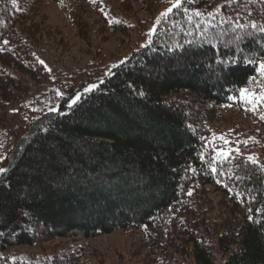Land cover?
<instances>
[{
    "label": "trees",
    "instance_id": "trees-1",
    "mask_svg": "<svg viewBox=\"0 0 264 264\" xmlns=\"http://www.w3.org/2000/svg\"><path fill=\"white\" fill-rule=\"evenodd\" d=\"M69 1L0 0V124L9 106L50 83L39 58L51 35L42 14L48 2ZM237 1L172 5L148 42L29 122L0 175V264H76L74 248L41 263L7 250L127 228L143 230L152 252L180 254L177 264H264V159L217 156L200 124L221 107L238 109L264 135V103L251 111L241 97L264 89L258 63L248 62L264 60V0ZM180 59L190 64L175 67ZM208 71L220 79L204 78ZM206 186L226 198L208 209L209 225L195 199Z\"/></svg>",
    "mask_w": 264,
    "mask_h": 264
},
{
    "label": "rangeland",
    "instance_id": "rangeland-1",
    "mask_svg": "<svg viewBox=\"0 0 264 264\" xmlns=\"http://www.w3.org/2000/svg\"><path fill=\"white\" fill-rule=\"evenodd\" d=\"M234 2L241 4L237 0H218L217 5ZM172 5L171 0H96V3L70 0L63 8L59 3L48 2L42 15L51 35L42 45L39 58L49 73L50 83L43 88H33L31 96L9 106L7 115L3 116L0 124V168L9 164L16 140L25 133L33 118L52 109L58 110L62 98L69 95L68 89L75 90L88 76L108 74L134 48L148 42L162 13ZM189 64L187 60L180 59L174 66ZM214 74L208 71L203 77L212 75L219 80L220 76ZM79 95L80 92L72 100ZM216 112L218 115L214 118L200 122L207 135L212 137L210 139L216 138V148L226 152L231 149L230 156L233 157L253 156L256 160H263L264 135L260 127L238 109L221 107ZM221 136L229 143L219 139ZM203 190L196 193L195 199L200 213L207 214L206 224L209 225L214 213L208 214V209L211 206L224 208L226 198L213 186L203 187ZM183 219L187 221L188 217ZM178 220L180 216L175 214L174 225ZM182 224L183 220H180L178 225ZM142 231L127 228L86 239H44L32 245L13 246L7 250V257L41 263V260H52L58 255V250L65 252L74 248L79 256L76 264H177V259L183 260L180 254L164 255L158 246L152 252L145 245ZM183 245L186 246V242ZM177 246L180 250V244ZM183 262L195 264L188 258Z\"/></svg>",
    "mask_w": 264,
    "mask_h": 264
},
{
    "label": "snow or ice",
    "instance_id": "snow-or-ice-1",
    "mask_svg": "<svg viewBox=\"0 0 264 264\" xmlns=\"http://www.w3.org/2000/svg\"><path fill=\"white\" fill-rule=\"evenodd\" d=\"M13 4H15L17 2V0H12ZM91 3H96V0H90ZM172 4H173V7L175 8H179L182 6V0H171ZM102 10V9H101ZM172 11V8H169L167 9V11L165 13H162V15H167L169 12ZM196 15H200V13H196ZM253 28H256L257 25L253 24L252 25ZM261 32H264V28H261L260 29ZM154 32V30H153ZM4 43H7V41H5ZM250 64H257L258 63V67H259V71H260V74H261V77H264V60H260L259 62H257L256 60H249L248 61ZM41 64H44L43 61H40ZM223 63V62H221ZM50 71V69H49ZM253 81L255 82L256 81V77H253L252 78ZM241 97L243 98L244 102L248 105H251V108L249 110L251 111H255L256 110V106L257 104L259 103H264V89H262V91L257 94L256 92H252V91H249L248 89H242L241 90ZM80 99L79 96H76L71 104H69V107H71L73 104H75L78 100ZM234 99V98H233ZM52 110H55V109H52ZM262 120H264V115H261L260 117ZM215 137L212 141V150L216 152V155L219 156V157H222V158H227L229 155H230V152L232 151L231 149H229L227 152L224 151L222 148L221 149H217L216 146H215ZM219 139L221 140H224V137L221 136L219 137ZM224 143L225 144H228L229 141L227 140H224ZM245 143H247L245 141ZM236 152L239 153V149H236ZM215 159V157H214ZM248 159L252 162V163H257V160L255 157L253 156H249ZM213 171H216V168H213L212 169ZM7 172V169L5 168H0V174H3V173H6ZM189 195H191V193H189ZM249 219H252V217H249Z\"/></svg>",
    "mask_w": 264,
    "mask_h": 264
}]
</instances>
